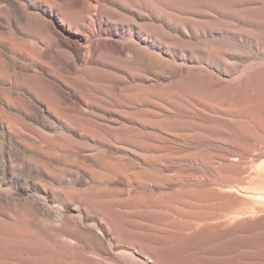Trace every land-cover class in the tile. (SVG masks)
Listing matches in <instances>:
<instances>
[{
    "label": "bare ground",
    "instance_id": "obj_1",
    "mask_svg": "<svg viewBox=\"0 0 264 264\" xmlns=\"http://www.w3.org/2000/svg\"><path fill=\"white\" fill-rule=\"evenodd\" d=\"M137 1L138 0H0V264H149L148 262L145 261L144 259L145 257H149V260L151 262L156 261V262H159V264H191L188 259L181 258L180 257L181 255L179 256L177 253L179 248L182 247L184 244H188L193 241H197V243L206 242L210 235H216V234L221 235V233H227V232L229 233V232H233L236 230H241L245 228L246 226L253 224V221L250 218H256V217L258 218L264 214V108H263L264 107V92L261 94H257V95L255 94L256 96L253 98H249L250 96L247 97L248 95L247 96L245 95L246 96L245 97L243 93L242 97L240 96L241 98H238L237 94H239L241 91L238 93L237 88L245 90L248 86L250 87V86H253L252 84H254V83H251L249 80L245 81V79L243 78H242L243 82L241 81L242 79L241 80L239 79L241 83L237 81L236 82L237 84L235 83V85L232 86V89H230L231 90L230 98L234 101V106L232 109L234 111H232V114H230L233 120V127L230 126V129L228 130L230 133H233V134L230 138L227 137V139L229 140L225 142L227 145H229L228 144L229 142L233 146L235 141L237 140L239 141L246 140L242 142L248 141V143L250 142L252 144L251 149L248 150V153L249 154L251 153L250 154L251 157L249 156L251 160L249 163V167H246V166L243 167L245 162L243 163V161L239 157L240 151L237 152L239 156L238 154L235 155L234 152H236L237 145L236 146L234 145L236 149H234L233 151H231L232 149H230L231 152L229 153H225L224 151L223 152L221 151L222 153H225L224 155H219L220 152L218 151L219 153L218 152H214V153H218L219 156H215L211 159H209L208 157H207L208 159H206V157H202L204 154L201 156L202 158L199 157V162L204 163L203 165L207 163V165L210 166L211 171L215 173L216 178L220 182L230 183V185L228 186L229 188L228 193L226 190H225L226 193L215 192L216 198L218 199V201L221 202V203L218 202L222 206V209L220 210L223 211L224 213L228 212L231 206L236 203V201H240L242 202V204L246 206V208H244V210L246 211L241 210L240 212H238L237 215L235 214H233L232 216L225 215V217L227 218L229 217V221L237 222L235 225V228L233 227V228L223 229L224 226L219 225L220 223L205 224L201 227L199 226L196 228L194 227L193 223H187L186 221H185L186 223H180L177 225V227H174V225H172L171 223H168V221L164 219L162 222L161 221L159 222L156 220L153 221L154 217L158 219L163 216L164 217L166 216L168 218L169 217L173 218V216H177L179 218L189 217V219L190 218L198 219L199 214L201 213L196 212L197 211L196 208H195L196 211H194L193 208L197 207V205L199 204L194 206L195 204L193 202L194 199L192 198V196L177 195L176 194L177 192L175 193L174 190L172 191L173 194H170V192H168L169 195H167L168 194L167 192L166 194L163 191L164 194H166L167 196L157 198V197H154L155 196L154 193L147 194V191H146V194H138L136 192L127 191L126 189L122 187L123 185L122 180L124 179L123 177L125 176V174L131 173V171L134 169V166L131 164L124 166L125 163L123 165V162L122 164H120L122 161L120 153H122L123 150L119 148L120 145L118 146V141L117 143H115L117 139H122L124 138L125 135L126 136L131 135V133L133 134L132 130L134 126L135 127L140 126L141 129L139 128L138 129L141 131L143 130L151 131V132L159 131L163 133V135L165 134L173 138H176V137L180 138L183 136V134L182 136H181V133H179L180 135L179 134L177 135V132H178L177 129H180L177 127L178 126L182 127V125L185 126L182 121V118L181 119L177 117L173 118V116L172 118H170V116H168V114L170 113V111L168 110L170 104L164 99L163 96L158 95V94L154 95V94H151L150 92L149 93L141 92L140 94H137V88H136L137 86L136 87L134 86L135 85L134 82L137 81V74H138L137 73L138 71L137 70V58H139V56L142 55L141 52H137V38H136V35H137ZM176 1L182 2V0H176ZM192 1H195V0H192ZM199 1L201 2V0ZM232 1L229 2L227 0L226 1L216 0L213 2V4L215 3L219 6H221V4H225L226 7L239 6L245 9L247 1L246 2L245 0H242V1L232 0ZM143 2L145 1L143 0ZM203 2L205 5L207 4V2L205 1ZM172 3H173V0L171 1L170 5ZM214 5L213 7H211L212 6L211 5L209 8H212V10H214L213 9ZM151 7H153V5ZM156 7L157 5H155V8ZM260 7L261 5L259 6V10H260ZM217 8L218 7H216V9ZM253 8L254 10H256L255 7ZM202 9L204 8L202 7ZM249 9L251 11L252 7ZM152 10L156 11L157 9L155 10L153 8ZM169 10L171 11V13H173L172 9L169 8ZM212 10H211V13H212ZM143 11L145 12V10ZM151 11L149 13H151ZM239 11L242 12L241 10ZM260 11L262 12V10ZM179 12L181 13V11ZM227 12L229 13V11ZM227 12L226 13L224 12V14L231 15V18L232 16H235V14L232 15L233 13L228 14ZM244 12L242 14H244ZM211 13L210 14L208 13L207 15L212 17ZM189 14L192 16L191 13ZM220 14L222 15L223 13H220ZM256 14L258 15L260 13H257V10H256ZM167 15H164V17ZM193 15L195 16L196 14H193ZM213 15H215V13ZM194 16H193V19H194ZM224 17H225L224 19H227L229 16L228 17L224 16ZM250 19L252 20V18ZM157 20H159V18ZM207 21H210V20L208 19ZM258 22L259 20L257 21V23ZM164 23L169 24L167 23V21L166 22L164 21ZM164 23H161V24H164ZM199 24L200 23H198V26ZM216 24H219V23H216ZM185 27H188V26L186 25ZM191 27H194V25ZM205 27H203L202 29L203 31ZM209 27L211 29V26ZM209 27L207 29V32L208 31L211 32L213 28L216 29L215 27H212L210 31ZM171 28L174 29L173 27ZM194 29H196L197 31V28L191 29V32L193 34L196 32ZM219 29H222V27H220ZM179 30H180V27H179ZM224 30L226 31L228 29L225 28ZM225 31L223 33H225ZM249 33L253 35L254 32L252 33L251 31ZM215 34L217 35V33ZM255 34L256 33H254V35ZM241 35L242 34H240L239 36ZM257 35L259 36V34H256V36ZM259 37H261V35ZM252 44L254 45V43ZM213 46L212 48L215 49V46L214 47ZM204 51H207V49ZM214 51L216 52V49ZM218 52L220 51L217 50V54H216L217 56L219 55ZM127 54H129L130 57L127 56ZM201 55L199 54V56ZM221 55H220V59L223 61V59L221 58ZM224 55H227V54H224ZM196 56H197V53H196ZM227 56L230 57L229 55ZM200 58H203V57H200ZM209 58L217 59L214 53L209 55ZM203 59H205V57ZM208 59H206V61ZM232 59H234V57ZM152 61L154 62V64L157 63L154 60V58L151 60V62ZM224 61L226 60L224 59ZM234 61L235 60H233V63H236V61L235 62ZM218 64L213 63L212 65H218ZM231 64L232 63L230 62L229 71H231V66H230ZM139 66L142 67V64ZM146 66H145V69H147ZM149 67L151 66H148V68ZM224 67H227V66H224ZM213 68H215V66ZM139 69L141 68L139 67ZM147 70L145 72H147ZM258 71L259 69L257 70V72ZM149 72H147V74ZM122 73L123 75H121ZM206 74L207 73L205 72V75ZM226 75H229V74H226ZM190 76H193V75H190ZM259 76L257 75L255 77H259ZM212 77L214 78V76ZM260 77L262 78V76ZM127 78L129 80H127ZM181 78L182 77H178V80H180V82H181ZM209 78H211V76ZM204 79L205 78H203V80ZM255 79L256 78H254L253 80ZM193 80L197 81L195 78ZM200 80L201 81L199 82H202V79ZM185 81L187 80L185 79ZM204 81H206V79ZM220 81L222 80L220 79ZM222 82H228V81L223 80ZM175 84L174 86H176ZM197 84H196V87H198ZM211 84H213L212 86H215L214 84L217 85V82L211 83ZM211 84H209V86ZM221 84L224 85V83H221ZM190 87H195V85L190 83ZM159 88H161V86ZM164 88H166V86ZM226 88H227V85H226ZM258 88L259 87H257V89ZM218 89H219V86H218ZM220 89H219V92L223 91V89L221 90ZM145 90H148V88ZM150 90H152L153 92L152 88ZM194 90L195 89H193V92ZM211 90L213 89L211 88ZM201 91L199 90L200 94L205 92V91L204 92H201ZM167 92L168 90L166 92H163L162 94H166ZM196 93L198 92L196 91L195 95ZM180 94L179 95L177 94L176 97L181 96L182 99H184L183 98L184 94L183 95L182 94L180 95ZM220 94H221L220 96H222L223 92H221ZM211 95L212 93L210 94L209 97H211ZM205 96L206 94L204 95V97ZM168 97H169V94H168ZM213 99L215 101L216 97ZM209 100L211 101L210 98ZM222 100L220 99L218 101H222ZM169 101L171 103V100ZM198 101L200 102V100ZM185 102L182 103L181 101V104L185 105ZM192 102L193 101L190 102L191 104L189 106L192 105ZM218 103H221V102H218ZM195 104H196V100H195ZM166 105H168V107ZM172 106H171V109H172ZM189 106H186V107L189 108ZM207 108L206 110L209 111V108L208 109ZM154 109L160 110L162 114H158V111L155 112ZM95 110L96 111H107L109 112V114L110 113L112 114V117H114V119L118 117L117 119L119 122H117L116 119L114 122H112L110 121L111 119L108 118L109 122L118 124L117 130L115 131L114 129L115 132L113 133V135L117 138V139L115 138L116 140L114 143L113 142L106 143V141H104L105 139H101L102 137L99 138L98 135L95 133L96 130L100 128L103 122L102 121L101 124H99V121H100L99 118L97 117L96 119L94 116ZM197 110L198 109H196L195 111ZM106 113H104L103 119H105ZM189 113L187 115H191ZM99 114L101 113L100 112L97 113V115ZM192 115L194 116V114ZM222 115H221V118H222ZM184 116L185 114L183 115V117ZM226 116H228V114ZM207 118H210V117L206 116L205 119ZM226 118L228 119V117ZM196 120L199 121L200 118ZM206 121H203V122H206ZM221 121H224V120H221ZM192 122H194V120H192ZM229 122H231V120ZM56 123L59 124L61 128L58 126H54ZM112 123L110 124L112 125ZM224 123L226 124L227 122L224 121ZM224 123L222 126H224ZM193 126H191V128ZM205 127L206 126L204 125V128L203 129L201 128V130H204V129L206 130L208 126L206 128ZM184 128L185 127H183V129ZM197 128L196 130H199ZM186 129H189V128H186ZM101 130L103 129H100V131ZM185 130H182V132H184ZM191 130L193 131V129ZM218 130L219 132L221 131L220 128ZM186 133H189V132H186ZM191 133L192 132H190V134ZM113 135H111V137ZM133 135L135 136V134ZM135 137L144 142L145 134H144V137L143 136L141 137V135H137V134ZM198 137L199 136H197L196 138L198 139ZM188 138H189V135H188ZM215 138L217 139V137ZM170 139L172 140V138ZM190 139H192V137ZM140 140L136 139L137 142L138 141L140 142ZM211 140L212 139H210V141ZM181 141L182 140L180 139V142ZM123 142L124 141H122L121 144H124ZM203 143L204 142H202V144ZM97 144H101V146L103 145L106 148V150L101 149L102 151L101 150L95 151V149L92 148V146L97 145ZM129 145L130 147L133 146V144L132 146L131 144H128L127 146ZM175 145H178L177 142ZM181 145L182 143L178 146L181 147ZM204 145H207V143ZM187 146L188 144L186 145V147ZM198 146H199V143H198ZM221 147L223 146H220L219 148L221 149ZM184 149L185 148H183V150ZM189 149L192 150L193 147L192 148L188 147V150ZM199 150L198 152L200 153L201 151ZM205 151L207 153V150ZM169 152L171 151H168V153ZM176 152H173V153L176 154ZM246 152L247 151L245 150V156H246ZM149 153L151 154L152 152H149ZM124 154H127V153H124ZM155 154H156V151L155 153H153V155ZM158 154H160L159 151H158ZM169 154L172 156L171 153ZM127 155H125L126 158H128ZM178 155H181V154H178ZM67 156L69 157L71 156V158L75 157L77 158V160L76 161L68 160L69 157ZM140 156L141 157L139 158H142V159L144 158L142 157L144 155H140ZM231 157H233V159L234 157L235 158L237 157L236 160L238 159L239 162L237 161V163H234L236 162V160L232 159L233 160L232 161ZM92 160H94L95 162L96 161L99 162L98 166L97 164H95L98 167L97 168L95 166L97 168V170L95 169L97 172L92 171L93 165L92 166L90 165L92 163ZM161 161L164 164L170 162L169 159L167 160L163 159ZM126 162H129V161L127 160ZM143 162L145 163V161ZM151 162L149 160V163H148L149 166H152L153 163L157 165L155 162H153L152 164ZM186 162L188 161H185V163ZM194 163H195L194 165H196V160ZM201 163H197V165H200ZM176 164L178 165V163ZM187 164L190 165L191 162ZM59 165L63 166L65 170H63L62 167H61L62 170H60L58 168ZM157 166L159 167V165ZM158 167H156L155 169H157ZM170 168L172 170V167ZM191 168H189V170ZM230 168L237 170V174L235 173L232 174L234 172L232 171V173H230L232 174L231 176L229 177L223 176L222 175L223 170H227ZM136 171L137 169L135 170V172ZM157 171H160V170H157ZM161 171H164V169ZM143 175H144V172H143ZM170 175H172V173ZM144 177H148V175ZM180 177L181 179H178V178L177 179L183 180L182 174L180 175ZM193 177L194 176L192 175V178ZM195 177H197V175ZM131 178H133V176ZM199 178H197L196 182L195 181L194 182L197 183V180H199ZM134 179L135 178H133V180ZM171 179L173 180V178ZM210 179H207V180H209V182L211 183ZM148 182L146 181V185ZM126 183L127 181L125 179V184ZM189 183L192 184L191 181ZM135 184L138 185V183L136 182ZM204 184L207 185L205 181H204ZM199 185L201 186V184ZM215 185L216 186L213 185L214 188L215 187L217 188L218 187L217 184ZM166 186H168V184ZM129 188H132V186ZM161 188L162 186L160 187V189ZM168 188H172V187H168ZM151 189H152V185H151ZM185 189L188 190L187 187ZM193 190L194 188L192 189V191ZM187 192L188 191H186L185 194ZM199 192H202V191H199ZM203 192H205V190ZM204 194H206V192ZM213 197L214 196L210 197V199H213ZM184 198L185 199L191 198L193 200L192 202H188V200L186 199L187 200L186 201ZM72 206H77V211L75 214L70 213L71 212L70 209ZM210 211L212 213L214 212L212 210ZM138 219H142L143 223L145 220L149 219L153 221L152 224L159 223L160 225H162L161 227L163 229L164 228L168 229L169 227V228L174 229L173 231L176 230L173 233L174 235L178 234L179 236L178 238H180L179 241L177 240L175 241L174 239L168 238V239H165V242L161 244L159 239L166 238L164 235L166 234L165 232L172 233V231H169L170 229L168 231H164L165 229L164 230L157 229L153 225L151 226L150 224H148L150 226H146L145 224L140 223L141 221L139 222ZM215 219H218V218H215ZM209 220L211 221V218H208V223H211L209 222ZM224 220H227V219L225 218ZM260 220H264V218H261ZM178 221L180 222V220ZM212 221L214 222V220ZM231 226L233 225L231 224ZM159 227L160 226H158V228ZM191 230L193 231L191 233H188ZM134 249L137 252L133 251ZM213 251L215 252V250ZM134 252H136L138 256ZM232 252L233 251H231L230 254L234 255L232 254ZM225 253L226 252L224 251V254ZM158 254H159V257H158ZM214 254H216V252ZM160 257H163L164 263L162 262L160 263L159 261ZM228 257L229 256H227V258ZM232 257L230 256V258ZM226 262L227 264H230V261L227 260ZM238 262H242V261L239 260ZM243 263L246 264L245 260H243Z\"/></svg>",
    "mask_w": 264,
    "mask_h": 264
},
{
    "label": "rangeland",
    "instance_id": "obj_2",
    "mask_svg": "<svg viewBox=\"0 0 264 264\" xmlns=\"http://www.w3.org/2000/svg\"><path fill=\"white\" fill-rule=\"evenodd\" d=\"M142 1V2H141ZM145 2H143V0H138L137 1V35H136V38H137V52H141L142 53V55L141 56H139V58H137V81H135L134 82V86L137 88V94H140L141 92H150L151 94H158V95H161V96H163L164 97V99L170 104H168L169 105V108H168V110L170 111V113L168 114V116H170V118H172V116H173V118H182V121H183V123H184V125L185 126H183L182 125V127L180 126H178L177 128H180V129H177V135L179 134V133H181V136H182V134H183V136L182 137H184V138H182V137H176V138H173V137H171V136H168V135H165V137H164V135H163V133H161V132H159V131H153V132H151V131H146V130H143V131H141V130H139V129H141L140 128V126H137V127H133V134H135V136H136V134L137 135H141V137L143 136L144 137V134H145V138H144V142L142 141V140H140V139H138V138H136L132 133H131V135H129V136H124V138H122V139H117L114 135H113V133L117 130V126H118V124H116V123H112V122H114L115 121V119H116V121L117 122H119L118 121V117L117 118H115L114 119V117H112V114L110 113L109 114V112H107V111H94V116H95V118L97 119V117L99 118V124H101V122H102V124H101V126H100V128L99 129H97L96 130V134L98 135V137L99 138H101V139H105L104 141H106V143H108V142H115V140H116V142L115 143H117V141H118V146H119V148L121 149V150H123L122 151V153H120V155H121V158H122V161H121V163L120 164H122V162H123V165H124V163H125V165L124 166H127V165H129V164H131V165H133L134 166V169L136 170L137 169V171L135 172V170L133 169L132 171H131V173H129V174H125V176L123 177L124 179L122 180V183H123V185H122V187L124 188V189H126L127 191H131V192H136V193H138V194H146V191H147V194H149V193H154V197H157V198H160V197H163V196H167V195H169V193L168 192H170V194H173V190H174V192L177 194V195H189V196H192V198L194 199V206H196L197 204H199V205H197V207H194L193 208V210L194 211H196V212H199V213H201V214H199V217H198V219H194V218H190L189 219V217L188 218H179V217H177V216H173V218L171 217H161V218H153V221H163V219L164 220H166V221H168V223H171L172 225H174V227H177V225L178 224H180V223H193L194 224V227H201V226H203V225H205V224H218V223H220L219 225H223L224 226V228L223 229H226V228H235V225H236V221L234 222H232V221H229V217L227 218V217H225V215H233V214H235V215H237L238 214V212H240L241 210L243 211L244 210V208H246V206L244 205V204H242V202H240V201H236V203L235 204H233L232 206H231V208H230V210L228 211V212H226V213H224L223 211H221L220 209H222V206H221V204H219V203H221L220 201H218V199L216 198V194H215V192H220V193H226V191H227V193H228V186L230 185V183H228V182H225V183H223V182H220L217 178H216V175H215V173L213 172V171H211V169H210V166L209 165H207V163H205V165H203L204 163H201V162H199V157L200 158H202V157H206V159H211V158H213V157H215V156H219V155H224L225 153H229V152H231V151H233L234 149H236L235 148V146L237 147V149H236V152H234L235 153V155H237L238 153V151H240L239 152V154H240V156H239V154H238V156L241 158V160L243 161V163L245 162V164H244V166L243 167H249V163H250V154L248 153V150H250L251 149V146H252V144L250 143V145H249V143H248V141L247 142H242V141H246V140H237V141H235V143H234V145L232 146V144H230L229 142H228V144L229 145H227L226 144V142L225 141H228L229 139H227V137L228 138H230L231 136H232V134L233 133H230L229 132V130L228 129H230V126H232L233 127V120H232V117L230 116V114H232V111H234V110H232L233 109V106H234V101L230 98V92H231V90L230 89H232V86L233 85H235V83L238 81L239 83H241V81L243 82V79H245V81L246 80H249L251 83H254V84H252L253 86H255V87H253V86H248L245 90H243V89H240V88H237V91H238V93L239 94H237V97L238 98H241L242 97V95H243V93H244V96L246 95H248L247 97H249V98H253V97H255L257 94H261V93H263L264 92V0H245V2H246V7H245V9L244 8H242V7H239V6H232V7H226L225 6V4H221V6H219V5H217V4H213V2L214 1H216V0H201V2L199 1V0H195V1H192V0H185V1H187V2H185L184 0H182V2L181 1H176V0H173V3L170 5V3H171V1L170 0H167V2H168V4H167V2H166V0H144ZM147 1V2H146ZM156 1V2H155ZM159 1H161V2H159ZM176 1V2H175ZM184 1V2H183ZM203 1H205V2H207V4L205 5L204 4V2ZM211 1V2H210ZM222 1H226V0H222ZM227 1H229V2H231L232 0H227ZM237 1V0H236ZM242 1V0H241ZM158 2V3H157ZM163 2V3H162ZM232 2H234V1H232ZM250 2V3H249ZM143 3V4H142ZM144 3H146V4H144ZM195 3V4H194ZM210 3V4H209ZM263 3V4H262ZM153 5V7H151L152 5ZM162 4V5H161ZM174 4H176V5H174ZM185 4H187V5H185ZM192 4V5H191ZM203 4H204V6H203ZM253 4V5H252ZM259 4V5H258ZM145 5V6H144ZM155 5H157V7L155 8ZM161 7H160V6ZM168 5V6H167ZM197 5V6H196ZM200 5V6H199ZM207 5H209V6H207ZM212 5V6H211ZM213 5H214V10L216 9V7H218L215 11L214 10H212V8H209L210 6L211 7H213ZM252 7V9L254 10V8L253 7H255L256 8V10H257V13H260V14H256V10H254L255 11V13H254V11L251 9V11H250V9L249 8H251L250 6ZM254 5H256V6H254ZM261 5V7H260V10H262V12L259 10V6ZM162 6H164V7H162ZM171 6V7H170ZM177 6V7H176ZM198 6H199V8H198ZM249 6V7H248ZM263 6V7H262ZM145 7V8H144ZM159 7V8H158ZM175 7H176V9H175ZM202 7L204 8V9H202ZM234 7V8H233ZM237 7H238V9H237ZM157 9L156 11H154V10H152V9ZM169 8L170 9H172V11H173V13H171V11L169 10ZM207 8H208V10H207ZM231 8V9H230ZM232 8H233V10H232ZM246 8H247V10H246ZM263 8V9H262ZM145 10V12L143 11V10ZM167 9V10H166ZM183 9V10H182ZM202 9V10H201ZM206 9V10H205ZM209 9H211L212 10V13H211V10H209ZM222 9V10H221ZM151 11V13H149L150 11ZM193 12H192V11ZM197 12H196V11ZM199 10V11H198ZM204 10V11H203ZM220 10H221V12H220ZM239 10H241L242 12H240ZM244 10H245V12H244ZM142 11V12H141ZM179 11H181V13L179 12ZM227 11H229V13L231 14V13H233L232 15H234L235 14V16H232V18H231V15H225L224 14V12L226 13ZM237 11H239V12H237ZM252 11H253V13H252ZM260 11V12H259ZM154 12H156V13H154ZM163 12V13H162ZM168 13V15H167V13ZM185 12V13H184ZM200 12V13H199ZM204 12V13H203ZM216 12H217V14H218V12H219V14L217 15L216 14ZM244 12V14H242ZM145 15H144V14ZM154 13V14H153ZM178 13H179V15H178ZM189 13H191L192 14V16L189 14ZM212 14L211 16L212 17H210L209 15H207V14ZM215 13V15H213ZM220 13H223L222 15L220 14ZM228 13V12H227ZM228 13V14H229ZM246 13V14H245ZM155 14H156V16H155ZM172 14H173V16H172ZM174 14H175V16H174ZM193 14H196L195 16L193 15ZM199 14V15H198ZM203 16H202V15ZM161 15V16H160ZM164 15H167V16H165L164 17ZM177 15V16H176ZM187 15V16H186ZM206 15V16H205ZM261 15V16H260ZM171 16V17H170ZM193 16H194V19H193ZM197 16V17H196ZM202 18H201V17ZM224 16H226V17H228L227 19H224L225 17ZM237 16H238V18H237ZM239 16H240V18H239ZM165 18V20H164V18ZM173 17V18H172ZM196 17V18H195ZM245 19H244V18ZM260 17V18H259ZM263 17V18H262ZM159 18V20H157ZM250 18H252V20L250 19ZM163 19V20H162ZM169 19V20H168ZM209 19L210 21H207V20ZM248 19H250V20H248ZM160 20H162V21H160ZM177 20V21H176ZM193 21V20H195V21H193V22H191V21ZM203 20V21H202ZM206 22H205V21ZM259 20V22L257 23V21ZM164 21L166 22L167 21V23H169V24H166V23H164ZM170 21V22H169ZM173 21V22H172ZM255 21V22H254ZM176 24H175V23ZM179 24H178V23ZM195 22V23H194ZM262 22V23H261ZM161 23H164V24H166V25H164V24H161ZM192 23H194V24H192ZM198 23H200L199 24V26H198ZM216 23H219V24H216ZM223 23V24H222ZM252 23H254V24H252ZM257 25H256V24ZM261 23V24H260ZM190 24V25H189ZM209 24V25H208ZM210 24H212V25H210ZM224 25V26H222V25ZM177 25V26H176ZM182 27H181V26ZM188 26V27H185V26ZM194 25V27H191V26H193ZM207 25H208V27L209 26H211V29H212V27H215L216 29H214L213 28V30L211 31V29H210V27H209V29H210V31L211 32H207V29H208V27H207ZM215 25H217V26H215ZM206 26V27H205ZM152 27V28H151ZM171 27H173L174 29H172ZM176 27H177V29H176ZM179 27H180V30H179ZM191 27V28H190ZM200 27H202V28H200ZM203 27H205L206 28V30H205V28H204V31L202 30L203 29ZM220 27H222V29H219ZM226 29H228V30H226V31H228V32H226L224 29L225 28ZM255 27H257V28H255ZM193 28H197V31H196V29H194L196 32H198V33H192L191 32V29H193ZM224 28V29H223ZM176 29V30H175ZM185 29H186V31H185ZM190 30V31H189ZM216 30H218V31H216ZM220 30V31H219ZM225 31V33H223ZM252 31V33L254 32V33H256V34H259V36L261 35V37L263 38H261V37H259L258 35L256 36V34L254 35V33H253V35H254V37H253V35H251V33H249V32H251ZM261 31V32H260ZM157 32H158V34H157ZM184 32H186V33H184ZM244 33V35H243V33ZM185 35H183V34ZM211 33V34H210ZM215 33H217V35L215 34ZM221 33H223V34H221ZM249 33V34H248ZM193 34V35H192ZM197 34V35H196ZM226 34V35H225ZM228 34V35H227ZM240 34H242L241 36H239ZM188 35V36H187ZM224 35H225V37H224ZM223 36V37H222ZM247 36V37H246ZM251 36V37H250ZM244 37V38H243ZM247 39H249V40H247ZM249 37V38H248ZM253 37V38H252ZM258 38H260V39H258ZM250 39H251V41H250ZM256 39V40H255ZM255 42H254V41ZM248 41V42H247ZM253 41V42H252ZM257 42V43H256ZM252 43H254V45L252 44ZM259 43V44H258ZM252 44V45H251ZM215 46V49H216V52L214 51L215 49L214 48H212V46ZM210 46V47H209ZM213 46V47H214ZM218 46V47H217ZM193 47H195V48H193ZM208 47V48H207ZM204 48H206L207 49V51H204V50H206V49H204ZM220 48V49H219ZM199 49H201V50H199ZM211 49V50H210ZM203 50V51H202ZM217 50H219L220 52H221V54H227V55H229L230 57H228L227 55H221L220 54V52H218L219 53V55L217 56L216 54H217ZM200 51H201V53H200ZM208 51H209V53H208ZM227 52V53H226ZM190 55H189V54ZM196 53H197V56H196ZM214 53V55L217 57V59H210L209 58V55H211V54H213ZM145 56H144V55ZM199 54L201 55V54H203V55H201V56H199ZM205 54V55H204ZM231 54V55H230ZM206 55H207V57H206ZM220 55H221V58L223 59V61H224V59L227 61V63H226V61H222L221 59H220ZM238 55V56H237ZM127 56H129L130 57V55L129 54H127ZM152 57V59L154 58V60L157 62L156 64H154V62L152 61L151 62V57ZM231 56H233L234 57V59H232L233 57H231ZM189 57H191V58H189ZM198 57V58H197ZM200 57H205V59H203V58H200ZM224 57V58H223ZM229 59H228V58ZM146 58V59H145ZM186 58V59H185ZM196 58V59H195ZM209 58V59H208ZM139 59V60H138ZM144 59H145V61H144ZM206 59H208L207 61H206ZM220 59V60H219ZM232 59V60H231ZM146 60H148V61H146ZM159 60V61H158ZM198 60V61H197ZM200 60V61H199ZM202 60V61H201ZM204 60V61H203ZM214 60V61H213ZM229 60V61H228ZM233 60H235L236 61V63H233ZM197 61V62H196ZM206 61V62H205ZM211 61V62H210ZM217 61V62H216ZM234 61V62H235ZM149 62V63H148ZM208 62V63H207ZM218 62H219V64H218ZM229 62V63H228ZM230 62L233 64H231L230 66H231V71H229L230 70V67H229V64H230ZM218 64V65H212V64ZM222 63H223V65H222ZM228 64V65H226V64ZM142 64V67L141 66H139V65H141ZM145 64V65H144ZM148 64V65H147ZM162 64V65H161ZM211 66H210V65ZM261 64V65H260ZM147 65V66H146ZM206 65H208V66H206ZM220 65H222V66H220ZM143 66H144V68H143ZM145 66L147 67V69L150 71H148L147 69H145ZM148 66H151V67H149L148 68ZM153 66V67H152ZM215 66V68H213V67ZM217 66V67H216ZM218 66H219V68H218ZM224 66H227V67H224ZM139 67L141 68V69H139ZM182 67V68H181ZM192 67V68H191ZM223 67H224V69H223ZM229 67V68H228ZM165 68V69H164ZM194 68V69H193ZM218 68V69H217ZM221 68H222V70H221ZM143 69H145V70H143ZM259 69V74H258V72H257V70ZM143 72H145L146 70H147V72H149L148 74H147V72H145V73H143ZM188 70V71H187ZM199 70V71H198ZM181 73H180V72ZM194 71H195V73H194ZM207 73L206 75H205V72ZM144 74H142V73ZM183 72V73H182ZM204 72V73H203ZM257 72V73H256ZM192 73V74H191ZM253 73V74H252ZM261 73V74H260ZM142 74V75H141ZM188 74V75H187ZM200 75V76H198V75ZM226 74H229V75H226ZM259 76H262V78L259 76V77H255V76H257V75ZM121 75H123V73L121 74ZM141 75V76H140ZM187 75V76H186ZM190 75H193V76H190ZM198 76V78H197V76ZM209 75V76H208ZM245 75H246V77H245ZM249 75V76H248ZM211 76V78H209ZM212 76H214V78L212 77ZM178 77H182L181 78V82H180V80H178ZM189 79H188V78ZM192 77H193V79L195 78L197 81H195V80H193L192 79ZM252 77V78H251ZM203 78H205L206 79V81H204L203 80ZM243 78V79H242ZM254 78H256L255 80H253ZM175 79V80H174ZM177 79V80H176ZM185 79L187 80V81H185ZM200 79H202V82H199V81H201ZM212 79V80H211ZM216 79H217V81H216ZM219 79V80H218ZM220 79L223 81H228L229 82V84H228V82H222V81H220ZM241 81H240V80ZM127 80H129L128 78H127ZM235 80V81H234ZM252 80V81H251ZM173 81H175L176 82V84H175V82H173ZM185 81V82H184ZM189 81V82H188ZM207 81H208V83H207ZM213 81V82H212ZM217 82V85L216 84H214L215 86H212L213 84H211V83H216ZM244 81V82H245ZM263 81V82H262ZM170 82V83H169ZM198 84H197V83ZM256 82V83H255ZM172 83H174L176 86H174V84H172ZM177 83H179V84H177ZM184 83V84H183ZM189 83V84H188ZM190 83H192V84H194L195 85V87H190ZM202 85V83H203V85H205V86H201L200 84ZM207 83V84H206ZM221 83H224V85L223 84H221ZM225 83H227V84H225ZM259 83H261V84H259ZM180 84H181V86H180ZM185 84H187V85H185ZM196 84H197V86L198 87H196ZM209 84H211L210 86H209ZM220 84V85H219ZM237 84V83H236ZM183 85V86H182ZM200 85V86H199ZM207 85V86H206ZM226 85H227V88H226ZM251 85V84H250ZM147 86V87H146ZM161 86V88H159ZM166 86V88H164ZM170 88H169V87ZM218 86H219V89L221 88V89H223V91H221V92H223V94H222V96H220L221 94V92H219V89H218ZM220 86H222V87H220ZM224 86V87H223ZM230 86V87H229ZM261 86V87H260ZM162 87H163V89H162ZM169 89H168V88ZM188 87V88H187ZM191 88V90H190V88ZM213 89V90H211V88ZM254 89H253V88ZM257 87H259L258 89H257ZM263 87V88H262ZM141 88V89H140ZM148 88V90H145V89H147ZM153 89V92H152V90H150V89ZM156 88V89H155ZM201 88V89H200ZM257 90H256V89ZM140 89V90H139ZM193 89H195L198 93H196V95H195V90H194V92H193ZM204 89V90H203ZM220 89V90H221ZM229 89V90H228ZM239 89V90H238ZM253 89V90H252ZM163 90V91H162ZM168 90V92L166 93V94H162L163 92H166ZM187 90V91H186ZM199 90L201 91V92H204V93H199ZM216 90H218V91H216ZM256 90V91H255ZM263 90V91H262ZM210 91V92H209ZM216 91V92H215ZM229 91V92H228ZM155 92V93H154ZM173 92H175V93H173ZM215 92V93H214ZM228 92V93H227ZM253 92V93H252ZM255 92V93H254ZM257 92V93H256ZM260 92V93H259ZM175 95H173V94ZM184 94V96H183V98L184 99H182V97L181 96H178V97H176V95L178 94ZM189 93H191V94H189ZM209 93V94H208ZM212 93V95H211V97H209L210 96V94ZM217 93V94H216ZM168 94H169V97H168ZM180 94V95H181ZM198 94H200V95H198ZM206 94V96L204 97V95ZM219 94V95H218ZM227 94H228V96H227ZM256 94V95H255ZM187 95H188V97H187ZM195 95V96H194ZM253 95V96H252ZM190 96H192V97H190ZM197 96H199L200 97V99H199V97H197ZM208 96V97H207ZM213 96V97H212ZM227 96V97H226ZM241 96V97H240ZM245 96V97H246ZM185 97H187V98H185ZM190 97V98H189ZM196 97V98H195ZM216 97V99H215V101H214V99L213 98H215ZM222 97V98H221ZM169 98V99H168ZM178 98V99H177ZM189 98V99H188ZM194 98H195V100H196V104H195V100H194ZM203 98V99H202ZM209 98L211 99V101L209 100ZM219 98V99H218ZM224 98H225V100H224ZM178 101H177V100ZM200 100V102L198 101V100ZM205 99V100H204ZM222 100V101H218V100ZM229 99V100H228ZM169 100H171V103H170V101ZM172 100H174V101H172ZM190 100V101H189ZM208 100V101H207ZM180 101V102H179ZM181 101H182V103H184L185 101V105L184 104H181ZM184 101V102H183ZM189 101V102H188ZM191 101H193L192 102V105L191 106H189L191 103ZM212 101H214V102H212ZM232 101V102H231ZM173 102V103H172ZM175 102V103H174ZM177 102H179V103H177ZM197 102H199L200 103V105L202 106V108H201V106L199 105V103H197ZM202 102V103H201ZM218 102H221V103H218ZM224 102V103H223ZM204 103V104H203ZM210 103V104H209ZM173 106H172V105ZM188 104V105H187ZM213 104V105H212ZM219 104V105H218ZM221 104V105H220ZM168 105H166L167 107H168ZM184 105V106H183ZM194 105V106H193ZM206 105V106H205ZM229 105V106H228ZM232 105V106H231ZM171 106H172V109H171ZM179 106V107H178ZM180 106H181V108H180ZM186 106H189V108L188 107H186ZM194 108H193V107ZM219 106V107H218ZM225 106H227V107H225ZM191 107H192V109H191ZM209 108V111L208 110H206V108ZM207 108V109H208ZM220 108H222V109H220ZM264 108V107H263ZM184 109V110H183ZM196 109H198L197 111H195ZM200 109V110H199ZM203 109H205V110H203ZM254 109V108H253ZM256 109V108H255ZM223 112H222V111ZM154 111L155 112H157L158 111V114H162V112L160 111V110H158V109H154ZM176 111H177V113H176ZM185 111H187V112H185ZM189 111H190V113H189ZM208 111V112H207ZM101 113V114H99V115H97V113ZM108 114H107V113ZM184 112V113H183ZM194 112V113H193ZM196 112V113H195ZM197 112H198V114H197ZM200 112V113H199ZM203 112V113H202ZM208 114H207V113ZM212 112V113H211ZM222 112V113H221ZM228 114V116H226L227 114ZM102 113H103V115H102ZM104 113H106L105 115H106V117H105V119H103V117H104ZM181 113V114H180ZM182 113H183V115L185 114V116L183 117V115H182ZM191 114V115H187V114ZM221 113V114H220ZM223 113H225V114H223ZM174 114V115H173ZM192 114H194V116L192 115ZM195 114H197V115H195ZM202 116H201V115ZM206 115L207 117H210V118H207V119H205L206 118V116H204V115ZM224 116H223V115ZM100 115H101V117H100ZM211 115H213V116H211ZM220 115V116H219ZM221 115H222V118H221ZM114 116V115H113ZM189 116V117H188ZM112 117V118H111ZM188 117V118H187ZM192 117V118H191ZM204 117V118H203ZM224 117H225V119H224ZM226 117H228V119L226 118ZM230 117V118H229ZM111 119L110 121H112V122H109V119ZM198 118H200V120L198 121V120H196V119H198ZM187 119V120H186ZM231 120V122H229L230 120ZM185 120H186V122H185ZM191 120V121H190ZM192 120H194V122H192ZM207 120V121H206ZM221 120H224L225 122H227L226 124L224 123V121H221ZM202 121V122H201ZM203 121H206V122H203ZM213 121H214V123H213ZM104 123V124H103ZM107 123H109V124H107ZM110 123H112V125L110 124ZM187 123V124H186ZM190 123V124H189ZM192 123V124H191ZM194 123V124H193ZM223 123H224V126H222L223 125ZM229 123H231V124H229ZM105 124H106V126H108L109 127V129H108V127H106L105 126ZM196 124H198V125H196ZM201 124V125H200ZM214 124V125H213ZM219 124V125H218ZM104 125V126H103ZM189 127H188V126ZM193 126L192 128H191V126ZM204 125L207 127H205L206 128V130L204 129V130H201V128L203 129L204 128ZM215 125H216V127H215ZM54 126H58V127H60V125L59 124H55ZM112 126H114V127H112ZM219 126V127H218ZM102 127V128H101ZM116 127V128H115ZM183 127H185L184 129H183ZM198 127V128H197ZM200 127V128H199ZM231 127V128H232ZM61 128V127H60ZM113 128V129H112ZM139 128V129H138ZM170 128H172V127H170ZM186 128H189V129H186ZM196 128L197 129H199V130H196ZM213 128V129H212ZM220 128V132H219V130L218 129ZM222 128V129H221ZM100 129H103V130H101V131H103V132H101L100 131ZM114 129H115V131H114ZM176 129V128H175ZM186 129V130H185ZM191 129H193V131L191 130ZM209 129V130H208ZM113 130V131H112ZM135 130V131H134ZM182 130H185L184 132H182ZM197 132H196V131ZM217 130V131H216ZM99 131V132H98ZM106 131V132H105ZM137 131V132H136ZM146 131V132H145ZM201 132V131H203V132H201V133H199V132ZM207 131V132H206ZM210 131V132H209ZM215 131H216V133H215ZM100 132H101V134H100ZM141 132V133H140ZM159 132V133H158ZM186 132H189V133H186ZM190 132H192L191 134H190ZM208 132H209V134H208ZM207 133V134H206ZM230 133V134H229ZM104 134V135H103ZM150 134V135H149ZM187 136H186V135ZM193 134V135H192ZM103 135V136H102ZM108 135H109V137H108ZM111 135H113L112 137H111ZM158 135V136H157ZM160 135H162V136H160ZM180 135V134H179ZM188 135H189V138H188ZM204 135V136H203ZM206 135V136H205ZM226 137H225V136ZM105 136H107V137H105ZM130 136H131V138H130ZM192 137V139H190L191 137ZM197 136H199L198 137V139H199V141H198V139L196 138ZM203 136V137H202ZM210 136H214L213 138L212 137H210ZM127 137H129V138H127ZM169 138V140H168V138ZM175 137V136H174ZM203 139V141H202V139ZM215 137H217V139L215 138ZM107 138V139H106ZM116 138V139H115ZM137 140H140V142L138 141H136V139ZM149 138V139H148ZM151 138V139H150ZM161 138V139H160ZM167 138V139H166ZM170 138H172V140L170 139ZM186 138V139H185ZM220 138V139H219ZM111 139H112V141H111ZM124 139V140H123ZM132 139V140H131ZM157 139V140H156ZM180 139L183 141H181L180 142ZM188 139V140H187ZM210 139H212L211 141H210ZM146 140V141H145ZM161 140V141H160ZM165 140V141H164ZM185 140V141H184ZM205 140V141H204ZM223 140H224V142H223ZM120 141V142H119ZM122 141H124L123 143L124 144H121L122 143ZM147 141H149V142H147ZM168 141H170V142H168ZM175 141V142H174ZM210 141V142H209ZM219 141V142H218ZM127 142V143H126ZM153 142V143H152ZM176 142H177V144L178 145H180L181 143H182V145H181V147H179L178 145H175L176 144ZM201 142V143H200ZM202 142H204L203 144H202ZM213 142H215V143H213ZM120 143V144H119ZM128 145V144H131V146H132V144H133V146L132 147H130V145L129 146H127L126 144ZM136 145H135V144ZM143 143H144V145H143ZM158 143H160V144H158ZM167 143V144H166ZM180 143V144H179ZM198 143H199V146H198ZM207 143V145H204V144H206ZM211 143H212V145H211ZM238 143V144H237ZM246 143V144H245ZM168 144H170V145H168ZM188 144V146L186 147V145ZM219 144H221V145H219ZM100 147H99V146ZM157 145V146H156ZM214 145H215V147H214ZM240 145V146H239ZM136 146V147H135ZM138 146H139V148H138ZM148 146V147H147ZM170 146V147H169ZM203 146V147H202ZM212 146V147H211ZM220 146H223V147H221V149L219 148ZM242 146V147H241ZM98 147H99V149H98ZM102 147V148H101ZM143 148V150L146 152H144L143 150H142V148ZM158 147V148H157ZM179 147V148H178ZM188 147L189 148H192L193 147V149L191 150V149H189L188 150ZM197 147H198V149H197ZM209 147V148H208ZM92 148H94L95 149V151H99V150H101V149H105L106 150V148L102 145L101 146V144H97V145H93L92 146ZM97 148V149H96ZM147 150H146V149ZM151 148V149H150ZM174 149V151H173V149ZM183 148H185L184 150H183ZM208 148V149H207ZM213 148V149H212ZM215 148V149H214ZM218 148H219V150H218ZM243 149V150H241V149ZM136 149V150H135ZM139 149V150H138ZM187 149V150H186ZM199 149H201V150H199ZM225 149V150H224ZM230 149H232L231 151H230ZM240 149V150H239ZM149 150V151H148ZM164 150V151H163ZM176 150H177V152H176ZM182 150V151H181ZM197 150V151H196ZM198 150L199 151H201L200 153L198 152ZM205 150H207V153H206V151ZM211 150V151H210ZM216 150V151H215ZM245 150L247 151L246 152V156H245ZM102 151V150H101ZM128 151V152H127ZM129 151H131L132 152V154H131V152H129ZM136 151V152H135ZM143 151V152H142ZM155 151H156V154L155 155H153V153H155ZM158 151H159V153L160 154H158ZM168 151H171V152H169V153H171L172 154V156L168 153ZM181 153H180V152ZM189 151V152H188ZM220 153H219V152ZM224 151L225 153H222V152ZM242 151V152H241ZM136 154H135V153ZM140 152H142V153H140ZM149 152H152L151 154L149 153ZM173 152H176V154L175 153H173ZM186 152V153H185ZM199 154H198V153ZM209 152V153H208ZM214 152H218L219 153V155H218V153H214ZM97 153V152H96ZM124 153H127V154H124ZM167 153H168V155H167ZM181 154V155H178V154ZM139 154V155H138ZM149 154V155H148ZM204 154V155H203ZM206 154V155H205ZM212 156H211V155ZM217 154V155H216ZM247 154H249V155H247ZM122 155H123V157H122ZM125 155H127V157L128 158H126V156ZM140 155H144V156H142V157H144L143 159L142 158H139V157H141ZM151 155V156H150ZM157 155H158V157H157ZM161 155V156H160ZM185 155V156H184ZM203 155V156H202ZM207 155H209V156H207ZM242 155H243V157H242ZM184 156V157H183ZM187 156V157H186ZM198 156V157H197ZM202 156V157H201ZM247 156H248V158H247ZM250 156V157H249ZM67 157H69V156H67ZM129 157H130V159H129ZM133 157H134V159H133ZM146 157H147V159H146ZM180 159H182V160H180ZM208 157V158H207ZM244 157H246V158H244ZM159 158V159H158ZM162 158V159H161ZM193 158V159H192ZM237 158V157H236ZM236 158L234 157V159L236 160ZM73 159V160H72ZM124 159V160H123ZM167 160V159H169V161L170 162H168V163H170V164H168V163H166V164H164L161 160ZM176 159H178V160H176ZM188 159V160H187ZM233 159V157H231V160ZM233 159V160H234ZM68 160H71V161H76L77 160V158H75V157H72L71 158V156L69 157V159ZM129 161V162H126V161ZM135 160V161H134ZM139 160V161H138ZM147 160V161H146ZM149 160H150V162H151V164L153 163V162H155L157 165H159V167L157 166V165H155L154 163V165L152 164V166H149ZM195 160H196V165H194L195 163ZM232 160V161H233ZM248 162H247V161ZM131 161V162H130ZM133 161H134V163H133ZM143 161H145V163L143 162ZM158 161V162H157ZM185 161H188V162H186L185 163ZM237 161L239 162V160L237 159L236 160V162H234V163H237ZM97 162V163H96ZM94 161V160H92V163L90 164L91 166H92V171H94V172H97L96 170H97V166H98V161ZM183 162V163H182ZM191 162V164L189 165V164H187V163H190ZM247 162V163H246ZM127 163V164H126ZM138 163H140V164H138ZM160 163V164H159ZM173 163V164H172ZM176 163H178V165L176 164ZM197 163H201L200 165H197ZM95 164H97V166L95 165ZM162 164V165H161ZM62 165V164H61ZM61 165H59V169L60 170H62L61 169V167L63 168V170H65L64 169V167L63 166H61ZM144 165V166H143ZM146 165V166H145ZM189 165V166H188ZM203 165V166H202ZM97 168H96V167ZM143 166V167H142ZM154 166V167H153ZM158 167L157 169H155L156 167ZM172 167V170H171V168L170 167ZM207 166V167H206ZM146 167V168H145ZM179 167V168H178ZM191 167H193V168H191ZM197 168V169H195V168ZM189 168H191L190 170H191V172H190V170H189ZM96 169V170H95ZM139 169V170H138ZM141 169V170H140ZM146 169V170H145ZM164 169V171H161V170H163ZM166 169V170H165ZM168 169V170H167ZM178 169V170H177ZM233 168H230V169H227V170H223V176H231L232 174H237V170H235V169H233ZM157 170H160V171H157ZM171 170V171H170ZM177 170V171H176ZM181 170V171H180ZM192 170H194V171H192ZM200 172H199V171ZM134 171V172H133ZM147 171V172H146ZM151 171V172H150ZM199 173H198V172ZM205 171H206V173H205ZM230 171V172H229ZM232 171H234L233 173H232ZM143 172H144V175H143ZM154 172V173H153ZM165 174H164V173ZM168 172H170V173H168ZM202 172V173H201ZM147 173V174H146ZM172 173V175H170ZM178 173V174H177ZM195 173V174H194ZM198 173V174H197ZM201 173V174H200ZM230 173H232V174H230ZM168 174V175H167ZM175 174V175H174ZM177 174V175H176ZM183 175V180H178V179H181V177H180V175ZM187 174V175H186ZM206 174V175H205ZM210 174V175H209ZM225 174V175H224ZM227 174V175H226ZM230 174V175H229ZM148 175V177H144V176H147ZM165 175V176H164ZM192 175L195 177L196 175H197V177H195V179H194V177L192 178ZM202 175V176H201ZM133 176V178H135L134 180H133V178H131ZM171 176V177H170ZM177 176V177H176ZM210 176H212V177H210ZM90 177H91V175H90ZM155 177V178H154ZM166 177V178H165ZM175 177V178H174ZM202 178V179H200V178ZM208 177V178H207ZM141 178V179H140ZM149 178V179H148ZM171 178H173V180L171 179ZM178 178V179H177ZM186 178V179H185ZM188 178V179H187ZM197 178H199V180H197V183H195L196 182V179ZM211 178V179H210ZM213 178V179H212ZM125 179H126V181H127V183L126 184H128V185H126L125 184ZM146 179V180H145ZM148 179V180H147ZM158 179V180H157ZM177 179V180H176ZM204 179H206V180H204ZM207 179H210L211 180V183L209 182V180H207ZM163 180V181H162ZM165 180V181H164ZM175 180V181H174ZM186 180V181H185ZM190 182L191 181V183L192 184H190L188 181ZM130 181V182H129ZM132 181V182H131ZM136 183H138V185L137 184H135V182ZM146 181L149 183V185H148V183H147V185H146ZM180 183H179V182ZM184 181H185V183H184ZM195 181V182H194ZM202 181V182H201ZM204 181L206 182V184L207 185H209V186H207V185H205L204 184ZM210 183H208V182ZM129 182V183H128ZM170 182V183H169ZM183 182V183H182ZM188 182V183H187ZM153 183V184H152ZM195 183V184H194ZM168 184V186H166ZM171 184V185H170ZM182 184H183V186H182ZM186 184H188V185H186ZM195 186H194V185ZM199 184H201V186L199 185ZM212 184V185H211ZM215 184H217V188L215 187L214 188V186H216ZM221 184H223V185H221ZM142 185V186H141ZM151 185H152V189H154V190H152L151 189ZM173 185V186H172ZM185 185V186H184ZM196 185H197V187H196ZM200 187H199V186ZM214 185V186H213ZM126 186V187H125ZM131 187L132 186V188H129V187ZM153 186H154V188H153ZM162 186V188L160 189V187ZM166 186V187H165ZM189 186V187H188ZM226 186V187H225ZM164 187H165V189H164ZM168 187H172V188H168ZM181 187V188H180ZM188 188V190L187 189H185V188ZM192 187V188H191ZM130 190H129V189ZM148 188V189H147ZM167 188V189H166ZM174 188H176V189H174ZM194 188V190L192 191V189ZM225 188H227V189H225ZM140 189V190H139ZM147 189V190H146ZM170 189V190H169ZM185 189V190H184ZM200 189V190H199ZM222 189H224V190H222ZM161 192H160V191ZM182 190V191H181ZM190 190V191H189ZM205 190V192H206V194H204L205 192H203ZM211 192H210V191ZM217 190V191H216ZM226 190V191H225ZM142 191V192H141ZM157 191H159V192H157ZM167 194H164V192ZM186 191H188L186 194H185V192ZM198 191V192H197ZM199 191H202V192H199ZM209 193H208V192ZM214 192V194H213V192ZM141 192V193H140ZM145 192V193H144ZM174 193V194H175ZM211 193V194H210ZM195 194V195H194ZM159 195V196H158ZM210 195V196H209ZM214 196L213 197V199H210V197H212V196ZM199 196V197H198ZM201 196V197H200ZM206 197V198H205ZM209 198V199H208ZM185 199V198H184ZM187 200H188V202H192V200L193 199H191V198H186ZM185 199V200H186ZM197 199V200H196ZM200 199V200H199ZM186 200V201H187ZM209 200V201H208ZM217 202H216V201ZM196 202V203H195ZM207 202V203H206ZM210 202H212V203H210ZM214 202V203H213ZM219 202V203H218ZM208 203H210V204H208ZM216 203V204H215ZM219 204V205H218ZM210 205V206H209ZM218 205V206H217ZM199 206V207H198ZM220 206V207H219ZM195 208H196V210H195ZM216 208V209H215ZM200 209H202V210H200ZM210 210H212V211H214L213 213L210 211ZM219 210V211H218ZM70 213L71 214H75L76 213V211H77V206H72L71 207V209H70ZM244 211H246V210H244ZM231 212V213H230ZM210 213H211V215H213V216H211L210 215ZM218 213V214H217ZM218 216V217H217ZM220 217V218H219ZM224 217V218H223ZM208 218H211V221L209 220V222H211V223H208ZM214 218V219H213ZM215 218H218V219H215ZM227 219V220H224V219ZM261 218H264V214L261 216V217H256V218H250L252 221H253V224H250V225H248V226H246L245 228H243V229H241V230H236V231H233V232H227V233H221V235L220 234H216V235H210L209 237H208V239H207V241L206 242H198L197 243V241H193V242H190V243H188V244H184L182 247H180L179 248V250L177 251V253H178V255L181 257V258H184V259H188L189 261H190V263L191 264H214V263H216V264H227V260L228 261H230V264L232 263V264H244L243 263V260H245V262H246V264H264V220H260ZM203 221H202V220ZM222 221H221V220ZM170 220V221H169ZM178 220H180V222L178 221ZM212 220H214V222L212 221ZM219 222H218V221ZM242 220V219H241ZM138 221L140 222V223H143V221H142V219H138ZM146 221V222H145ZM144 221V223L143 224H145L146 226H154L155 228H157V229H163L161 226L162 225H160L159 223H154V224H152L153 223V221H151V220H149V219H147V220H145ZM183 221V222H182ZM186 221V222H185ZM194 221V222H193ZM198 221V222H197ZM206 221H207V223H206ZM217 223H216V222ZM150 222V223H149ZM213 222V223H212ZM233 223H235V224H233ZM148 224H150V225H148ZM170 224V225H171ZM231 224L233 225V226H231ZM157 227H156V226ZM176 225V226H175ZM158 226H160L159 228H158ZM251 227V228H250ZM165 229V230H164ZM163 230L164 231H168L169 229V231H172V233H168V232H165L166 234H164L165 235V237L166 238H162V239H159V241L161 242V244L162 243H164L165 242V239H168V238H170V239H174L175 241L177 240V241H179V239L180 238H178L179 236H178V234H175L174 235V233L173 232H175V231H173L174 229H172V228H169L168 227V229H166V228H164ZM245 230V231H247V232H243V231ZM193 230H191L190 232H188V233H191ZM240 231V232H239ZM245 233H246V235H245ZM231 234V235H230ZM224 235V236H223ZM238 235V236H237ZM236 236V237H235ZM231 237V238H230ZM214 238V239H213ZM164 239V240H163ZM210 242H209V241ZM212 240V241H211ZM230 240H232V241H230ZM217 241V242H216ZM219 241V242H218ZM209 242V243H208ZM251 244V245H250ZM200 245V246H199ZM239 245V246H238ZM184 247V248H183ZM196 247V248H195ZM239 247V248H238ZM260 249H259V248ZM209 248V249H208ZM214 248V249H213ZM217 248V249H216ZM225 248V249H224ZM228 250H227V249ZM238 248V249H237ZM120 249V248H119ZM191 249V250H190ZM184 250V251H183ZM188 250H189V252H188ZM213 250H215V252H216V254H214L215 252L213 251ZM133 251H136L135 249L133 250ZM190 251H191V253H190ZM199 251V252H198ZM202 251V252H201ZM210 251V252H209ZM224 251L226 252L225 254H224ZM228 251V252H227ZM230 251V252H229ZM231 251H233L232 252V254H234V255H231L230 253H231ZM242 251V252H241ZM137 252V251H136ZM136 252H134L136 255H137V253ZM182 252H183V254H182ZM192 252H194V253H192ZM220 252V253H219ZM181 253V254H180ZM209 253V254H208ZM212 253V254H211ZM225 255H223V254ZM195 254V255H194ZM199 254V255H198ZM205 254V255H204ZM212 256H211V255ZM197 255V256H196ZM204 255V256H203ZM209 255V256H208ZM216 255V256H215ZM218 255V256H217ZM229 256L228 258H227V256ZM138 256V255H137ZM184 256V257H183ZM189 256V257H188ZM206 256H207V258H206ZM222 256V257H221ZM230 256L232 257V258H230ZM158 257H159V254H158ZM186 257V258H185ZM219 257V258H218ZM238 257V258H237ZM259 257V258H258ZM195 258V259H194ZM206 258V259H205ZM230 258V259H229ZM258 258V259H257ZM145 259V261L146 262H148L149 264H159V262H156L155 260V262H151L150 260H149V257H145L144 258ZM160 260V263L162 262V263H164V261H163V257H160L159 258ZM191 259H193V260H191ZM197 259H199V260H197ZM211 259V260H210ZM248 259V260H247ZM251 259V260H250ZM148 260V261H147ZM201 260V261H200ZM206 260V261H205ZM210 260V261H209ZM242 261V262H238V261ZM263 260V261H262ZM28 261V260H27ZM150 261V262H149ZM200 261V262H199ZM205 261V262H204ZM214 262V263H213Z\"/></svg>",
    "mask_w": 264,
    "mask_h": 264
}]
</instances>
